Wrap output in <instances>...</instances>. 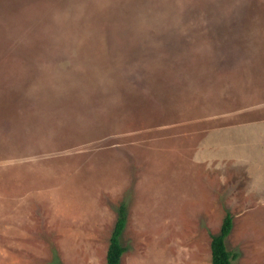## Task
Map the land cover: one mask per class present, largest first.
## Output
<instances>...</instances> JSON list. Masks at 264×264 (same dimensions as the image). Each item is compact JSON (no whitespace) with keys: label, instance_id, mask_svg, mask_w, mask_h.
<instances>
[{"label":"rangeland","instance_id":"1","mask_svg":"<svg viewBox=\"0 0 264 264\" xmlns=\"http://www.w3.org/2000/svg\"><path fill=\"white\" fill-rule=\"evenodd\" d=\"M264 264V0H0V264Z\"/></svg>","mask_w":264,"mask_h":264},{"label":"trees","instance_id":"2","mask_svg":"<svg viewBox=\"0 0 264 264\" xmlns=\"http://www.w3.org/2000/svg\"><path fill=\"white\" fill-rule=\"evenodd\" d=\"M127 220L126 205L120 204L118 208L117 218L113 230L109 237V243L106 251V264H120V257L125 251L120 243V237ZM232 228V217L225 213L220 229L217 234L211 236L210 252L211 264H232L237 253L227 250L225 245L226 237Z\"/></svg>","mask_w":264,"mask_h":264}]
</instances>
